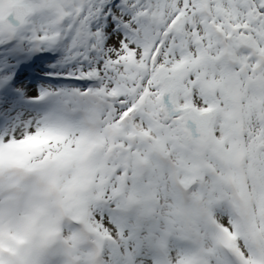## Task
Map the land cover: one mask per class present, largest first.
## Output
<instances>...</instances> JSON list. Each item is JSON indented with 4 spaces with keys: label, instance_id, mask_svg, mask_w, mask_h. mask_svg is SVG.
<instances>
[{
    "label": "snow or ice",
    "instance_id": "snow-or-ice-1",
    "mask_svg": "<svg viewBox=\"0 0 264 264\" xmlns=\"http://www.w3.org/2000/svg\"><path fill=\"white\" fill-rule=\"evenodd\" d=\"M0 264H264V0H0Z\"/></svg>",
    "mask_w": 264,
    "mask_h": 264
}]
</instances>
